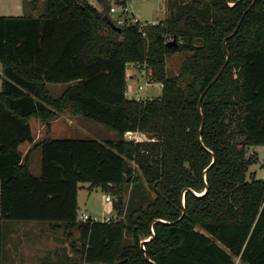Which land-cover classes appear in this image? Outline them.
I'll return each mask as SVG.
<instances>
[{"label": "trees", "instance_id": "1", "mask_svg": "<svg viewBox=\"0 0 264 264\" xmlns=\"http://www.w3.org/2000/svg\"><path fill=\"white\" fill-rule=\"evenodd\" d=\"M236 1L168 0L153 25H118L103 0V11L25 0L22 16H0V264L7 222L63 231L71 255L41 264H264V181L247 179L249 147L264 146V0ZM182 52L168 75L166 57ZM130 64L148 68L160 97L127 98ZM48 84L66 86L53 96ZM60 115L118 138L44 137L20 150L33 142L31 119L49 126ZM83 184L115 197L118 219L78 220Z\"/></svg>", "mask_w": 264, "mask_h": 264}, {"label": "rangeland", "instance_id": "2", "mask_svg": "<svg viewBox=\"0 0 264 264\" xmlns=\"http://www.w3.org/2000/svg\"><path fill=\"white\" fill-rule=\"evenodd\" d=\"M90 5L94 6L99 11H103L105 5L109 7H115L116 12L110 13L112 19H133L135 17L140 25L146 24H157L168 17V0H125L122 5L127 7L128 11H122L121 3L119 0H103L104 4L100 3L99 0H86ZM173 1V0H172ZM178 1L179 4L187 2L189 0H174ZM191 1V0H190ZM206 0H202V2ZM125 3V4H124ZM123 6V7H124ZM124 25L123 23L121 26ZM187 53H174L166 57V72L170 76H176L179 73V69L183 59L187 56ZM126 74L128 75V84L130 89L127 93V98L146 100L156 99L161 95V84L151 82L149 76V70L145 65L133 64L128 65ZM65 84H48V90L53 96H58L61 91L65 88ZM128 86V85H127ZM132 88V89H131ZM128 89V88H127ZM80 122L79 125H73L71 129L58 128L51 129L49 137L51 139L56 138H79V139H95L98 141L115 140L118 138L116 132L112 129L107 128L101 124H97L93 121L77 118ZM33 121L34 131L36 125ZM31 123V122H30ZM46 129H44L45 132ZM248 154H256V159L250 165L247 179L255 178L257 180L264 181V146L249 147ZM32 162L30 165V171L34 176L40 174V152L36 151L33 153ZM87 184H83L78 190V220L82 213H86L92 219L96 221H103L107 217L113 218L114 211L112 204L116 202V198L111 194L112 201L107 203L104 201L106 192L101 187H95L92 190L86 189ZM150 197L153 198V193L149 191ZM148 194V195H149ZM128 197V193L125 195V201ZM112 209V214H106ZM36 223V222H34ZM43 223H37V225ZM32 223L29 222H7L4 226V242H3V254L2 264H14V240L28 234L27 237L32 236L33 231L24 232L23 227L28 228ZM14 227H18V230H14ZM35 232V231H34ZM59 235V234H58ZM77 236V235H76ZM75 236V238H76ZM67 243L69 239L66 238ZM68 245V244H67ZM66 245V247H67ZM34 255V253L32 254ZM238 262V260H236Z\"/></svg>", "mask_w": 264, "mask_h": 264}, {"label": "crops", "instance_id": "3", "mask_svg": "<svg viewBox=\"0 0 264 264\" xmlns=\"http://www.w3.org/2000/svg\"><path fill=\"white\" fill-rule=\"evenodd\" d=\"M24 1L25 0H0V16H22L24 13V9H23ZM1 71H2V65L0 63V90H1ZM127 85L129 91L130 85L128 84V75H127ZM77 118L78 117L60 115L56 119L50 121L49 126H45L41 121L35 120L36 121L34 123L36 125L35 131L32 124L33 121H30L31 122L30 127L33 134V142L25 143L21 145L20 150L24 154H26L33 144L37 143L44 137L51 138L49 137V134L51 132V129L53 128H58V130H62V129L69 130L73 125L75 124L79 125L80 122L78 121ZM44 129H46L45 132ZM139 135L142 136L141 134ZM33 153L31 155V159ZM31 163L32 162H30V165ZM77 203H78V195H77ZM29 223H32V225H29L28 228L23 227L22 231L24 232L33 231L32 236L27 237L28 234H26L14 240V264H41L42 261L46 258H49L54 262L59 260L64 261L65 253L71 255L69 251V243H67L66 241L67 237L62 230L52 231L47 224L37 225V223H33V222H29ZM14 230H18V227H14ZM33 253L34 255H32Z\"/></svg>", "mask_w": 264, "mask_h": 264}, {"label": "built area", "instance_id": "4", "mask_svg": "<svg viewBox=\"0 0 264 264\" xmlns=\"http://www.w3.org/2000/svg\"><path fill=\"white\" fill-rule=\"evenodd\" d=\"M119 1L121 3L122 11H128L127 7H125L124 5H122V3L125 0H119ZM109 11H110V13L111 12L114 13V12H116V9H115V7H110ZM137 21L138 20L135 17H133V19H123L122 18V19H118L117 20V24L118 25H121L122 23L124 24L125 22L126 23H129V24H132V23H137ZM130 66H133V64H130ZM149 74H150V71H149ZM139 134H141L142 136H140ZM124 138L126 140H133L135 142L147 140L146 136L144 134H142V133H139V132H127V133L124 134ZM104 201L107 202V203H110L112 201L111 196L109 194H106L104 196ZM106 214H112V209H110L109 211H107ZM113 216H114L113 218H117V216L115 214ZM80 220L83 221V222L88 221V220L96 221L95 219H92L89 215H87L86 213H82L81 214ZM111 220H116V219H112V216H111V217L105 218L103 221L109 222Z\"/></svg>", "mask_w": 264, "mask_h": 264}, {"label": "water", "instance_id": "5", "mask_svg": "<svg viewBox=\"0 0 264 264\" xmlns=\"http://www.w3.org/2000/svg\"><path fill=\"white\" fill-rule=\"evenodd\" d=\"M239 1H240V0H237L236 2H234V3H232V4H229V5L232 6V5L236 4V3L239 2ZM240 24H241V20H240V22L238 23L237 27L234 29V31H233L230 35H228V36L224 39V41H223L224 51H225V53H226V61H225L224 65L221 67V69L219 70V72L217 73V75L215 76V78L210 82V84L205 88V90H204L203 93L201 94V96H200V98H199V101H198V110H199V111L201 110V102H202V99H203L204 95L206 94V92L208 91V89H209L212 85H214V84L217 82V80L219 79V77H220V75H221V73H222L224 67L226 66V64H227L228 61H229V54H228V52H227V50H226V41H227L229 38L233 37V36L237 33V30H238ZM114 28L117 29V30H120V29L117 28L116 26H114ZM173 45H175V41H171L170 43H168V46H173ZM202 128H203V123L201 124L200 131H199V135L201 134ZM244 140H245V139H244ZM244 140L240 141L239 143L243 142ZM213 161H214V159H213ZM205 190L207 191V188H205ZM183 214H184V213H182V216H183ZM146 241H147V240H146ZM146 241H145V240L142 241L141 246H143V243L146 242Z\"/></svg>", "mask_w": 264, "mask_h": 264}]
</instances>
